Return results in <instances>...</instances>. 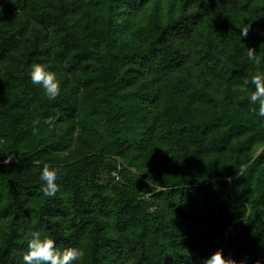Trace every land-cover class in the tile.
I'll return each instance as SVG.
<instances>
[{
	"label": "trees",
	"instance_id": "16d2710c",
	"mask_svg": "<svg viewBox=\"0 0 264 264\" xmlns=\"http://www.w3.org/2000/svg\"><path fill=\"white\" fill-rule=\"evenodd\" d=\"M34 63L56 74L55 100ZM249 72L264 75V0H0V264H24L37 230L83 249L74 264H204L218 249L264 264Z\"/></svg>",
	"mask_w": 264,
	"mask_h": 264
},
{
	"label": "clouds",
	"instance_id": "9594fccd",
	"mask_svg": "<svg viewBox=\"0 0 264 264\" xmlns=\"http://www.w3.org/2000/svg\"><path fill=\"white\" fill-rule=\"evenodd\" d=\"M250 27L251 25L242 28V37H247ZM246 54L252 64L259 65L261 63V57L257 54L255 47H248ZM29 75L32 83L40 85L49 100H55L58 97L61 88L54 72L46 70L42 64L34 63L30 66ZM243 83L245 85L250 83L255 86V91L249 93V100L251 104L258 105V109H252L253 112L259 117H264V75L249 72ZM48 123L52 124L51 119ZM33 131L36 134L38 129L34 127ZM12 160L13 156L7 155L3 163L9 164ZM57 178V170L48 164H44L40 174V180L43 182L40 191L45 197L56 196L59 191ZM230 180L231 178H229ZM148 183H150L149 179ZM29 237L27 241L28 250L23 255L24 264H74V262L81 261L85 256L83 249L75 247L67 248L62 252L58 251L55 241L47 236H42L39 230L30 232ZM204 264H238V262L232 258H225L223 249H218L204 260ZM239 264H247V261L242 260ZM256 264H262V262L257 260Z\"/></svg>",
	"mask_w": 264,
	"mask_h": 264
}]
</instances>
